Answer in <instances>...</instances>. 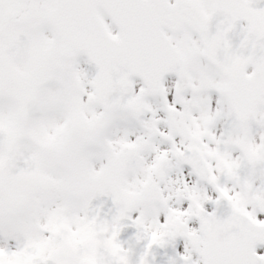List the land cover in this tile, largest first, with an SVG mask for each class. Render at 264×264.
I'll return each instance as SVG.
<instances>
[{"label": "snow or ice", "instance_id": "obj_1", "mask_svg": "<svg viewBox=\"0 0 264 264\" xmlns=\"http://www.w3.org/2000/svg\"><path fill=\"white\" fill-rule=\"evenodd\" d=\"M93 252L264 264V0H0V264Z\"/></svg>", "mask_w": 264, "mask_h": 264}, {"label": "rangeland", "instance_id": "obj_2", "mask_svg": "<svg viewBox=\"0 0 264 264\" xmlns=\"http://www.w3.org/2000/svg\"><path fill=\"white\" fill-rule=\"evenodd\" d=\"M81 242L94 243V236L91 233L86 232L81 239ZM182 250V248H181ZM83 264H96V257L94 252L86 256L83 260Z\"/></svg>", "mask_w": 264, "mask_h": 264}]
</instances>
